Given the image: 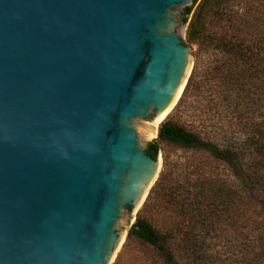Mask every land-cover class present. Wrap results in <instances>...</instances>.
Masks as SVG:
<instances>
[{"label": "water", "instance_id": "1", "mask_svg": "<svg viewBox=\"0 0 264 264\" xmlns=\"http://www.w3.org/2000/svg\"><path fill=\"white\" fill-rule=\"evenodd\" d=\"M191 4L0 0V264L116 262L200 56Z\"/></svg>", "mask_w": 264, "mask_h": 264}, {"label": "trees", "instance_id": "2", "mask_svg": "<svg viewBox=\"0 0 264 264\" xmlns=\"http://www.w3.org/2000/svg\"><path fill=\"white\" fill-rule=\"evenodd\" d=\"M229 2L192 0L183 12L185 40L211 48L217 56L203 85L197 86L191 75L176 108L198 87L211 128L194 129L167 117L147 153L156 158L163 146L205 152L226 163L233 181L197 194L168 190L163 198L179 219L163 227L140 210L126 243L137 246L150 264H215L209 236L219 227L218 217H225L239 197L238 190L256 189L264 200V0H251L242 12Z\"/></svg>", "mask_w": 264, "mask_h": 264}, {"label": "rangeland", "instance_id": "3", "mask_svg": "<svg viewBox=\"0 0 264 264\" xmlns=\"http://www.w3.org/2000/svg\"><path fill=\"white\" fill-rule=\"evenodd\" d=\"M250 2L251 0H230L229 4L242 12ZM189 45L200 55L192 63V74H195L197 86H201L204 77L211 75L217 55L211 48ZM197 88L193 86L189 92L190 97H187L179 109L168 113L166 118L172 117L194 129H210L212 123H209L208 111L202 109V104L198 101L204 94L201 91L199 94ZM227 126L226 122L225 128ZM219 128V125L215 127ZM154 137L152 136L153 139ZM156 157L160 158L161 163L159 177L151 185L145 204L139 207L138 212L142 210L157 227L179 219L178 215L173 214L175 210L172 203L163 198L168 190L177 189L181 193L188 191L189 194H197L204 193V189L210 191L211 186H221L233 181L226 163L205 152L163 146ZM234 186L237 184L234 183ZM237 194L239 197L228 213H225V217H218V229L210 233L209 253L215 264H264V200L256 189L246 192L238 190ZM133 221L134 219L130 222L126 220V232ZM114 264L150 263L137 246L125 243Z\"/></svg>", "mask_w": 264, "mask_h": 264}, {"label": "bare ground", "instance_id": "4", "mask_svg": "<svg viewBox=\"0 0 264 264\" xmlns=\"http://www.w3.org/2000/svg\"><path fill=\"white\" fill-rule=\"evenodd\" d=\"M167 114H168V113H167ZM167 114H165V115H163V116H160V117L158 118V120L156 121L155 126H154L155 129L157 128V126H158V124H159V121H161L164 117H166ZM151 132H152L151 135H152V136H155V134H156L155 130H154V131L151 130ZM158 163L161 165L160 160H159ZM152 184H153V183H152ZM152 184H151V185H152ZM151 185L148 187L147 192H148L149 188L151 187ZM138 208H139V207H138ZM138 208H137V209H138Z\"/></svg>", "mask_w": 264, "mask_h": 264}, {"label": "flooded vegetation", "instance_id": "5", "mask_svg": "<svg viewBox=\"0 0 264 264\" xmlns=\"http://www.w3.org/2000/svg\"><path fill=\"white\" fill-rule=\"evenodd\" d=\"M182 18L184 19V13L181 14ZM183 19H182V23H183ZM184 24V23H183Z\"/></svg>", "mask_w": 264, "mask_h": 264}]
</instances>
